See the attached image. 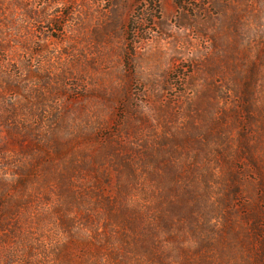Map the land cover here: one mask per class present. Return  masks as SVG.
<instances>
[{"label": "rangeland", "instance_id": "obj_1", "mask_svg": "<svg viewBox=\"0 0 264 264\" xmlns=\"http://www.w3.org/2000/svg\"><path fill=\"white\" fill-rule=\"evenodd\" d=\"M152 3L0 0V264H264V0Z\"/></svg>", "mask_w": 264, "mask_h": 264}, {"label": "trees", "instance_id": "obj_2", "mask_svg": "<svg viewBox=\"0 0 264 264\" xmlns=\"http://www.w3.org/2000/svg\"><path fill=\"white\" fill-rule=\"evenodd\" d=\"M145 0H143V2H144ZM157 4H158V0H153V3H152V5H153V7H154V9L156 10L157 9ZM179 5H188L187 4V2H184V1H179Z\"/></svg>", "mask_w": 264, "mask_h": 264}]
</instances>
